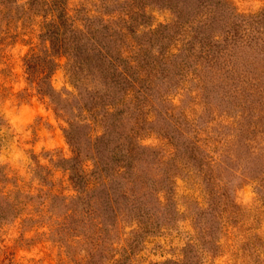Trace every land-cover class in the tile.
I'll use <instances>...</instances> for the list:
<instances>
[{
    "label": "trees",
    "instance_id": "obj_1",
    "mask_svg": "<svg viewBox=\"0 0 264 264\" xmlns=\"http://www.w3.org/2000/svg\"><path fill=\"white\" fill-rule=\"evenodd\" d=\"M12 2L0 0L1 20L40 28L38 47L24 57L25 73L67 123L73 155L56 166L69 173L75 193L39 201L0 194V224L29 204L25 220L46 218L48 238L67 254L78 247L85 253L72 255L76 262L133 264L146 238L185 216L171 192L181 179L203 190L208 206L191 215L196 233L185 259L162 264H200L201 255L215 253L217 233L237 207L233 181L254 182L264 201V28H255L264 12L238 14L228 0ZM154 12L168 16L156 23ZM63 58L72 91L51 82ZM187 82L208 105L216 87L235 84L237 94L250 97L233 122L232 138L203 139L195 120L175 115L172 95ZM154 134L171 151L146 144ZM124 228L130 230L120 249L114 240Z\"/></svg>",
    "mask_w": 264,
    "mask_h": 264
},
{
    "label": "rangeland",
    "instance_id": "obj_2",
    "mask_svg": "<svg viewBox=\"0 0 264 264\" xmlns=\"http://www.w3.org/2000/svg\"><path fill=\"white\" fill-rule=\"evenodd\" d=\"M25 1L12 3L20 5ZM228 1L238 14L264 12V0ZM153 16L158 23L164 21L168 13L154 12ZM255 28H264V22ZM39 34L37 22L24 25L20 21L0 19V194L12 199L19 193L35 196L34 200L38 201L48 194L68 196L75 193L69 173L56 166L60 158L73 155L64 133L67 123L56 115L47 100L40 97L25 73L24 57L38 47ZM64 62L65 59H61V66L52 74L51 82L57 90L66 88L72 91ZM197 92L198 89L187 82L179 93L172 95L173 104L177 105L175 115L195 120L203 139L214 142L232 138L233 122L242 110L247 111L250 97L246 93L237 94L235 84L216 87L210 93L212 104L208 105L204 96L199 97ZM248 110L251 112V107ZM145 143L171 151V147L155 134ZM233 166L236 170V165ZM240 182V179H235L229 190L237 207L228 213L231 216L226 217L217 233L218 248L215 253L201 255L200 264H264V201L257 194L254 182L239 186ZM177 185V188H171V192H175L173 205L185 211V216L175 217L171 228L146 238L139 245L140 249L134 250L133 264H162L185 259L191 236L196 233L191 215L201 211V207L207 208L208 198L203 190L191 183L178 179ZM187 205L192 212L190 214L186 210ZM31 208L29 204L24 205L16 219L0 224V264H82L72 257L85 255L80 247L74 254H67L48 238L50 226L46 218L37 222L39 216L36 215L34 220H25L30 218ZM129 230L122 229L123 234L114 240V246L121 249L127 245L126 232ZM98 256L101 258V254ZM97 264L110 263L103 258Z\"/></svg>",
    "mask_w": 264,
    "mask_h": 264
}]
</instances>
